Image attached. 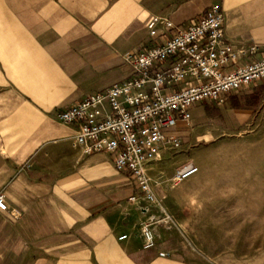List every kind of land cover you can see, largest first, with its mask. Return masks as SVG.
Listing matches in <instances>:
<instances>
[{"label": "crops", "instance_id": "0c3cea01", "mask_svg": "<svg viewBox=\"0 0 264 264\" xmlns=\"http://www.w3.org/2000/svg\"><path fill=\"white\" fill-rule=\"evenodd\" d=\"M213 5L223 12L224 38L234 49L264 48V0H0V194L9 207L0 211V264H264V243L251 260L196 259L157 235L155 247L143 250L138 225L148 212L137 211L138 200H125L139 191L108 155L84 156L71 147L74 131L57 117L132 74L124 56L149 44L153 18L163 34L165 21L184 28ZM211 104L224 111L199 116L194 106L192 130L179 123L180 137L194 149L218 140L219 131L236 133L221 141L237 147L244 178L226 182L220 202L243 206L178 224L209 226L192 234L264 237V81ZM118 174L132 183L127 197L119 194ZM147 177L153 190L168 182ZM195 182L202 189L210 184Z\"/></svg>", "mask_w": 264, "mask_h": 264}, {"label": "built area", "instance_id": "2783aa9c", "mask_svg": "<svg viewBox=\"0 0 264 264\" xmlns=\"http://www.w3.org/2000/svg\"><path fill=\"white\" fill-rule=\"evenodd\" d=\"M157 23L153 18L147 25L149 44L124 56L133 69L129 77L71 103L57 116L74 131L71 147L84 156L111 157L114 169L133 182L148 205H156V197L146 168L160 148L181 147L175 132L178 123L189 127L192 108L221 105L227 96L264 81V48L236 50L227 43L219 6L209 7L184 28L165 21L163 34ZM197 173L195 165L187 164L173 181L180 184ZM0 211H9L1 194ZM138 231L142 249H153L152 219L141 221Z\"/></svg>", "mask_w": 264, "mask_h": 264}, {"label": "rangeland", "instance_id": "374dc122", "mask_svg": "<svg viewBox=\"0 0 264 264\" xmlns=\"http://www.w3.org/2000/svg\"><path fill=\"white\" fill-rule=\"evenodd\" d=\"M195 107H201V109L196 110L199 116L207 115L206 111L209 108H215L218 114L224 111V108L214 106L210 102H208V104L198 103ZM216 110H209V116L211 114L213 115ZM179 125L175 134L181 136L184 135L183 127L185 126L181 125L179 127ZM204 128V125H200L196 130L204 134ZM191 130L192 129L188 127L186 129L187 134L190 133ZM196 130L193 128L194 132ZM236 137V133L227 134L226 132L219 131L216 136H213V139H219L216 141L214 140L213 143L210 140L207 142L202 140L194 149L183 146L185 144H183V142L181 147L175 150L164 147L158 151V154H161V160L158 162L155 158L149 162L147 168L152 167L155 169H148V176L151 175L163 180L168 179V182L156 185V191L152 189L156 197V205L150 206L143 202L137 191V193L135 192V194L128 199L125 198V200H138L137 211L139 213H145L147 207L149 208V212L145 219H152V227L155 236L157 235V240L162 237V239L166 240L165 243L170 242L172 245L174 244L180 251L196 259L235 260L238 257L245 256L246 259L251 260L254 256L258 255L254 250L264 243V237L253 235L192 234V231L204 233L208 231L205 229L209 226L196 225V228L192 230L188 225L180 226L178 224H183L188 221L190 217H193L195 221L196 217L205 214L209 215V213L213 216L220 217L223 212H226V208H228L229 211H234L238 206H243V204H236V199L233 200V203L220 202L221 198L226 195V189L224 188L226 182L237 181L244 178L241 172L243 159L238 155L237 147L225 146L226 142L224 141L222 143L221 141L223 138H231L230 140H232L236 139ZM204 148L212 149V153L207 152ZM188 162H192L199 167L201 172L186 183H174L173 176L175 172L181 167L191 164ZM177 164L180 165L178 166ZM159 170L162 171L161 174H158ZM195 179H199L202 182L208 181L210 184L207 188H198L197 186L195 187V185L198 184L195 182ZM118 180L120 181L118 188L119 194L123 197H127L130 190H132L131 181L123 179L119 174ZM151 185L153 187L155 186L154 183H151ZM133 189L134 191L137 190L135 187ZM228 190H234L235 193L233 196L237 195V188ZM245 206L248 207L250 205L245 204ZM187 213H191L193 216L187 215ZM174 217L176 221H174ZM179 218H181V221H179ZM196 222L198 224H204V221L201 220H197ZM213 222L214 225L212 227L214 231L219 232L220 229H216L220 226L219 221ZM198 227L201 229H198Z\"/></svg>", "mask_w": 264, "mask_h": 264}, {"label": "bare ground", "instance_id": "6f19581e", "mask_svg": "<svg viewBox=\"0 0 264 264\" xmlns=\"http://www.w3.org/2000/svg\"><path fill=\"white\" fill-rule=\"evenodd\" d=\"M62 110V109H61Z\"/></svg>", "mask_w": 264, "mask_h": 264}]
</instances>
